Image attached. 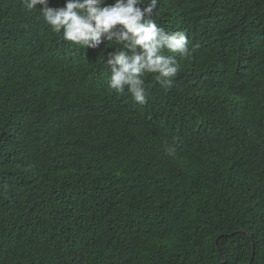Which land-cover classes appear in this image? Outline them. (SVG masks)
Returning <instances> with one entry per match:
<instances>
[{
	"label": "trees",
	"instance_id": "1",
	"mask_svg": "<svg viewBox=\"0 0 264 264\" xmlns=\"http://www.w3.org/2000/svg\"><path fill=\"white\" fill-rule=\"evenodd\" d=\"M159 3L199 48L139 105L0 0V264H264V0Z\"/></svg>",
	"mask_w": 264,
	"mask_h": 264
},
{
	"label": "clouds",
	"instance_id": "2",
	"mask_svg": "<svg viewBox=\"0 0 264 264\" xmlns=\"http://www.w3.org/2000/svg\"><path fill=\"white\" fill-rule=\"evenodd\" d=\"M159 4V0H21L26 14L38 9L37 18L64 41L90 50L114 46L103 52L110 71L107 87L116 94L127 91L139 105H145L150 98L146 78L170 90L182 72L181 60H190L199 48L191 41L185 17L175 16L166 22L157 13ZM247 21L254 28L262 26L250 12ZM250 50L245 49L247 54ZM193 86H187L183 93L189 94ZM220 89L216 86L213 93ZM74 118L76 114L68 117L70 121ZM178 130L182 133L174 141L184 144L178 150L186 141L196 143V133L187 128ZM191 150L192 147L187 151ZM175 151L174 144L166 147L170 156Z\"/></svg>",
	"mask_w": 264,
	"mask_h": 264
}]
</instances>
